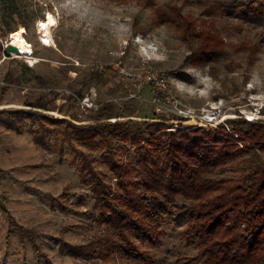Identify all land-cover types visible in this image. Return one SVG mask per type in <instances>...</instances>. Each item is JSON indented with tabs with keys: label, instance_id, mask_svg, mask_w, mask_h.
<instances>
[{
	"label": "rangeland",
	"instance_id": "obj_1",
	"mask_svg": "<svg viewBox=\"0 0 264 264\" xmlns=\"http://www.w3.org/2000/svg\"><path fill=\"white\" fill-rule=\"evenodd\" d=\"M236 1L0 0V264L103 263L64 248L104 234L81 167L84 154L92 157L116 184L105 150L78 140L72 128L70 139L64 132L68 122H97L92 114L102 103H111L119 119L163 120L174 130L232 128L230 120L240 118L264 124V16L238 12ZM177 11L185 24L164 19ZM49 12L56 25L46 44L38 22ZM21 28L36 63L4 52ZM209 33L222 38L224 54L196 64ZM154 112L162 118L145 117ZM116 144L136 159L133 146ZM183 227L181 220L166 223L159 242H140L141 248L158 264H177L179 255L197 250L182 237Z\"/></svg>",
	"mask_w": 264,
	"mask_h": 264
},
{
	"label": "trees",
	"instance_id": "obj_2",
	"mask_svg": "<svg viewBox=\"0 0 264 264\" xmlns=\"http://www.w3.org/2000/svg\"><path fill=\"white\" fill-rule=\"evenodd\" d=\"M234 7L244 15L264 16L263 0H238ZM164 19L186 22L180 11ZM222 43L217 34H206L194 63L217 61L224 54ZM113 108L104 102L92 114L97 122H68L64 131L67 139L72 128L78 140L103 148V162L116 181L84 154L81 174L94 195L91 214L105 230L89 244L64 248L77 257H99L102 264H116V256L131 264H158L140 242L158 243L164 225L181 220L182 237L197 250L179 255L177 264H264V124L240 118L230 120L232 128L174 130L163 120L119 119ZM118 141L135 148V160L124 157ZM228 170L239 174L219 175ZM18 229L34 240L30 230Z\"/></svg>",
	"mask_w": 264,
	"mask_h": 264
},
{
	"label": "bare ground",
	"instance_id": "obj_3",
	"mask_svg": "<svg viewBox=\"0 0 264 264\" xmlns=\"http://www.w3.org/2000/svg\"><path fill=\"white\" fill-rule=\"evenodd\" d=\"M54 25H56V19L52 14V12L47 13L45 19L40 20L38 22V30L42 34L43 37L42 39L46 44L51 43V41L53 40L51 34V28ZM26 35H27V30H25L24 28L19 29L17 32L12 34L11 37L12 44L17 46L18 48V50L15 52H17L22 56H27L31 58L32 62L36 63L38 59L32 55V48L30 46L29 41L26 38Z\"/></svg>",
	"mask_w": 264,
	"mask_h": 264
},
{
	"label": "water",
	"instance_id": "obj_4",
	"mask_svg": "<svg viewBox=\"0 0 264 264\" xmlns=\"http://www.w3.org/2000/svg\"><path fill=\"white\" fill-rule=\"evenodd\" d=\"M17 50H18L17 46L11 44L8 49L4 50V52H5L6 55H9L10 51H17Z\"/></svg>",
	"mask_w": 264,
	"mask_h": 264
},
{
	"label": "built area",
	"instance_id": "obj_5",
	"mask_svg": "<svg viewBox=\"0 0 264 264\" xmlns=\"http://www.w3.org/2000/svg\"><path fill=\"white\" fill-rule=\"evenodd\" d=\"M11 44H12V40H11V39L7 40V41H6V44H4V48H3V49L5 50V49L9 48V46H10ZM10 52H12V51H10Z\"/></svg>",
	"mask_w": 264,
	"mask_h": 264
}]
</instances>
